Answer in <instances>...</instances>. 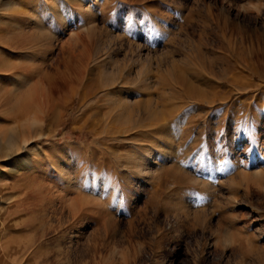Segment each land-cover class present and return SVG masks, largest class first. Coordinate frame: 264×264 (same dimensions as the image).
I'll return each mask as SVG.
<instances>
[{"label":"rangeland","instance_id":"1","mask_svg":"<svg viewBox=\"0 0 264 264\" xmlns=\"http://www.w3.org/2000/svg\"><path fill=\"white\" fill-rule=\"evenodd\" d=\"M0 42V264H264V0H0Z\"/></svg>","mask_w":264,"mask_h":264},{"label":"bare ground","instance_id":"2","mask_svg":"<svg viewBox=\"0 0 264 264\" xmlns=\"http://www.w3.org/2000/svg\"><path fill=\"white\" fill-rule=\"evenodd\" d=\"M1 47L4 49V51H9V49H11V47L6 42H0V49H1ZM14 54H15V52H14ZM21 70H22V68H21ZM21 70H20L19 67H16V66L13 67V66L8 65L6 63L1 64L0 65V79H6V78L11 79L14 76H16L17 72H19ZM125 87H123V88H125ZM26 117L27 116H25V114L21 112L18 115H16V117L13 119V122L16 123V124H19L20 127H24L23 124L20 123V122L23 121ZM131 120H132V116H131L130 113H128V116L126 118H124L123 116H120V121H124V122L127 123V122H131ZM26 122H28V121H26ZM19 140H20L19 135H17V134L16 135L15 134L10 135L6 139V141L4 142L6 150L13 151L15 149V147L17 146ZM27 145H30V143H29V141L25 140L24 141V148L27 147ZM14 154H16V152Z\"/></svg>","mask_w":264,"mask_h":264}]
</instances>
